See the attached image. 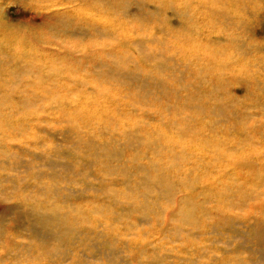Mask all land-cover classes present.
Segmentation results:
<instances>
[{"label":"rangeland","instance_id":"374dc122","mask_svg":"<svg viewBox=\"0 0 264 264\" xmlns=\"http://www.w3.org/2000/svg\"><path fill=\"white\" fill-rule=\"evenodd\" d=\"M0 146V264H264V0H0Z\"/></svg>","mask_w":264,"mask_h":264},{"label":"bare ground","instance_id":"6f19581e","mask_svg":"<svg viewBox=\"0 0 264 264\" xmlns=\"http://www.w3.org/2000/svg\"><path fill=\"white\" fill-rule=\"evenodd\" d=\"M59 104V103H58ZM213 146V145H212ZM1 147V146H0ZM3 147V146H2ZM243 164V163H242ZM244 164H245V162H244ZM226 171V170H225ZM3 193V192H2ZM0 196H1V194H0ZM8 203V202H7ZM9 204V203H8ZM42 205V204H41ZM42 207V206H41ZM47 207V206H46ZM43 208H44V206H43ZM43 208H41V209H43ZM13 210V209H12ZM12 215V214H11ZM41 217H45L44 215H41Z\"/></svg>","mask_w":264,"mask_h":264}]
</instances>
